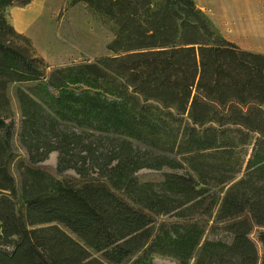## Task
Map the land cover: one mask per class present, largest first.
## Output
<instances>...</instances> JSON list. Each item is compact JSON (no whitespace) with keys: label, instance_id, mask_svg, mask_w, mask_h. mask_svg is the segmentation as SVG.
<instances>
[{"label":"trees","instance_id":"trees-1","mask_svg":"<svg viewBox=\"0 0 264 264\" xmlns=\"http://www.w3.org/2000/svg\"><path fill=\"white\" fill-rule=\"evenodd\" d=\"M12 1L0 0V79L30 90L18 96L23 137L35 140L31 161L57 150L58 170L73 167L83 183L26 166L20 213L10 124L0 117V192L10 194L0 197V236L16 237L0 246V264H153L155 255L258 264L256 226L264 264V53L217 33L195 0H73L114 23V55L47 70L6 43ZM59 122L128 137L165 160L119 149L87 175L62 135L43 138ZM84 159L98 162L89 150ZM165 165L164 192L140 181L141 168Z\"/></svg>","mask_w":264,"mask_h":264},{"label":"rangeland","instance_id":"rangeland-1","mask_svg":"<svg viewBox=\"0 0 264 264\" xmlns=\"http://www.w3.org/2000/svg\"><path fill=\"white\" fill-rule=\"evenodd\" d=\"M13 0L5 10V17L10 23L15 34H6L4 39L9 45L20 48L24 53L39 59L40 65L50 70L52 68L70 64L88 63L96 58L106 55H114L108 48V44L115 38L116 27L104 15L95 12L87 3L73 0ZM207 18L212 28L228 40L235 42L241 48L254 52L264 53V0H195ZM41 6V16L38 15L33 22L34 28H41L40 32L32 30L24 31L18 29L11 17L13 11H28ZM19 34V36H18ZM0 79V117L10 124V157L8 166L14 176L17 187V196L13 198L16 208L24 214L25 205L22 195L26 180V166L39 167L51 173L56 178L69 180L77 185H82L83 180L73 167L64 171L58 170L59 153L52 150L43 160L32 162L28 146L33 147L35 140L29 137L24 139L22 132V120L24 115L18 90L24 89L30 92L27 84L14 81L2 86ZM46 143H52L55 136H63L64 143L73 147L74 162L82 165L87 175L97 177L100 169L107 163L109 156L114 152L129 150L130 147L140 149L143 157L165 160L160 154H154V149L147 147L125 136L114 133H105L95 130H80L69 122L57 123V130L42 133ZM39 137L41 144V131ZM251 148V147H250ZM249 148V151L251 149ZM86 150L98 157V162L93 165L84 162ZM41 151V148H40ZM36 156H40L36 152ZM185 165V164H184ZM183 171L182 168H179ZM168 170L165 165L162 169L143 167L138 171L141 182L151 183L158 192H164L162 185L163 173ZM244 170L241 171V175ZM0 197L4 194L10 195L8 191L2 190ZM145 197V196H143ZM173 214L157 215L156 225L162 220L172 219ZM212 218L210 223H212ZM261 227L256 226L250 236L256 242L259 261L262 264V243L259 240ZM227 231H221L217 236L226 239ZM77 237L76 235H73ZM78 238V237H77ZM13 238H2L0 246L10 247ZM153 264H177L171 257L155 255Z\"/></svg>","mask_w":264,"mask_h":264},{"label":"bare ground","instance_id":"bare-ground-1","mask_svg":"<svg viewBox=\"0 0 264 264\" xmlns=\"http://www.w3.org/2000/svg\"><path fill=\"white\" fill-rule=\"evenodd\" d=\"M41 6H37L35 8H32L28 11H13L11 14L12 20L15 24V26L24 31H35L40 32L42 30L41 28H34L33 22L35 21V18H37L38 15L41 16Z\"/></svg>","mask_w":264,"mask_h":264},{"label":"crops","instance_id":"crops-1","mask_svg":"<svg viewBox=\"0 0 264 264\" xmlns=\"http://www.w3.org/2000/svg\"><path fill=\"white\" fill-rule=\"evenodd\" d=\"M261 53V52H260Z\"/></svg>","mask_w":264,"mask_h":264}]
</instances>
